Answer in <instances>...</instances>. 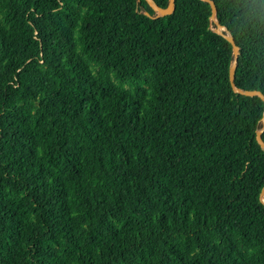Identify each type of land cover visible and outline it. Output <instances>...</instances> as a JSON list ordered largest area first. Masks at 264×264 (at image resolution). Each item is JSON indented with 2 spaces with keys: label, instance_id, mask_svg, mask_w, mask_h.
I'll return each mask as SVG.
<instances>
[{
  "label": "trees",
  "instance_id": "16d2710c",
  "mask_svg": "<svg viewBox=\"0 0 264 264\" xmlns=\"http://www.w3.org/2000/svg\"><path fill=\"white\" fill-rule=\"evenodd\" d=\"M212 1L264 94V0ZM211 16L0 0V264H264V101Z\"/></svg>",
  "mask_w": 264,
  "mask_h": 264
},
{
  "label": "water",
  "instance_id": "95a60500",
  "mask_svg": "<svg viewBox=\"0 0 264 264\" xmlns=\"http://www.w3.org/2000/svg\"><path fill=\"white\" fill-rule=\"evenodd\" d=\"M202 1L207 2L211 5V10H212L211 20L217 26L215 31L218 34L224 36L234 47V62L230 68V82H231V85H232L234 91L236 93H240V94L245 95V96H251V97L258 96L264 101V94L262 92L257 91V90L245 91V90L239 89L236 86V83H235V81H236V69H237L239 58H240V47H238L236 45L234 38L228 32L227 28L224 27L223 25H221L220 22L217 20V6H216L215 2L212 0H202ZM146 2L148 4L149 8L152 11L157 13V17H166L169 15H172L176 9V0H169V5L167 8H162V7L158 6L154 0H146ZM147 15H148V13H147ZM224 31L228 32V34H225ZM262 121H263V128L257 132L256 139H257V142L259 143V145L261 146V148L264 150V141L262 139V134L264 132V115H263ZM262 196H264V191L262 193Z\"/></svg>",
  "mask_w": 264,
  "mask_h": 264
},
{
  "label": "rangeland",
  "instance_id": "374dc122",
  "mask_svg": "<svg viewBox=\"0 0 264 264\" xmlns=\"http://www.w3.org/2000/svg\"><path fill=\"white\" fill-rule=\"evenodd\" d=\"M262 198H263V201H264V196Z\"/></svg>",
  "mask_w": 264,
  "mask_h": 264
},
{
  "label": "clouds",
  "instance_id": "9594fccd",
  "mask_svg": "<svg viewBox=\"0 0 264 264\" xmlns=\"http://www.w3.org/2000/svg\"><path fill=\"white\" fill-rule=\"evenodd\" d=\"M255 27V26H254Z\"/></svg>",
  "mask_w": 264,
  "mask_h": 264
}]
</instances>
